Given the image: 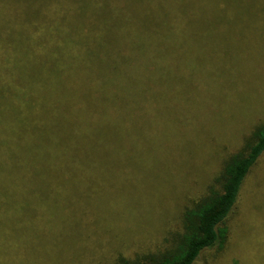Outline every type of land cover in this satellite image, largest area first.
I'll use <instances>...</instances> for the list:
<instances>
[{"label": "trees", "instance_id": "trees-1", "mask_svg": "<svg viewBox=\"0 0 264 264\" xmlns=\"http://www.w3.org/2000/svg\"><path fill=\"white\" fill-rule=\"evenodd\" d=\"M10 55H1L0 66ZM48 56L27 51L18 63L23 69L0 70V251L6 233L13 243L23 222L42 209L64 227L65 217L75 222L100 204L104 220L113 217L110 201L120 198L131 208L155 180L175 201L190 189L188 165L207 136L204 125L213 122L207 104L221 115L218 98L209 95H217L209 90L215 59L83 56L56 63L75 70L65 71L45 70L58 61ZM215 140L219 146L221 138ZM263 155L264 118L222 167L220 157L212 184L180 208L177 229L165 232L160 246L112 264H201L208 253L222 255L227 221Z\"/></svg>", "mask_w": 264, "mask_h": 264}, {"label": "rangeland", "instance_id": "rangeland-1", "mask_svg": "<svg viewBox=\"0 0 264 264\" xmlns=\"http://www.w3.org/2000/svg\"><path fill=\"white\" fill-rule=\"evenodd\" d=\"M27 51L39 59L49 55L50 63L58 60L45 70L65 71H75L65 64L83 56L215 59L209 90L217 95H209L214 102L218 98L221 115L207 104L213 122L203 127L207 136L197 143L200 151L194 145L190 189L177 193L175 201L155 180L160 189L152 186L131 199V208L123 199L110 201L106 210L112 209L113 217L104 220L100 204L76 215L75 222L65 217V228L53 222L52 211L33 212L13 243L6 233L0 264H112L117 256L154 250L165 232L177 229L180 208L212 184L220 157L222 167L264 118V0H0V57L11 54L0 70L23 69L18 63L26 61ZM216 137L221 143L214 147ZM204 154L209 157L202 167ZM114 226L120 229L113 231ZM226 226L222 255L208 253L201 264H264V155Z\"/></svg>", "mask_w": 264, "mask_h": 264}]
</instances>
